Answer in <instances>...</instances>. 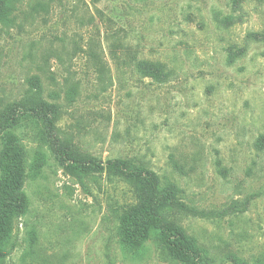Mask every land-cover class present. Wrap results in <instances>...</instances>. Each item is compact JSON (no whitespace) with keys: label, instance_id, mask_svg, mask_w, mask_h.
<instances>
[{"label":"rangeland","instance_id":"374dc122","mask_svg":"<svg viewBox=\"0 0 264 264\" xmlns=\"http://www.w3.org/2000/svg\"><path fill=\"white\" fill-rule=\"evenodd\" d=\"M41 1L15 0L14 21L0 19V110L35 97L34 76L60 104L55 130L27 119L0 135V155L26 174L29 206L11 223L15 247L0 264H179L153 241L140 257L121 249L115 215L135 200L133 188L103 171L66 170L54 148L68 144L175 180L190 209L171 218L219 264H240L231 254L264 264V151L255 147L264 134V38L247 42L264 34V0H243L230 26L219 18L233 12L231 0ZM246 42L229 64V49ZM139 58L175 74L142 76ZM14 150H23L19 163ZM10 205L1 195L0 207Z\"/></svg>","mask_w":264,"mask_h":264},{"label":"trees","instance_id":"16d2710c","mask_svg":"<svg viewBox=\"0 0 264 264\" xmlns=\"http://www.w3.org/2000/svg\"><path fill=\"white\" fill-rule=\"evenodd\" d=\"M243 0H231L233 12L219 18V21L230 26L241 20L238 13ZM42 5L45 1H41ZM15 8V0H0V19L14 21L11 17ZM264 34L250 32L247 42L261 41ZM247 42L244 46H232L228 53V63L233 64L247 52ZM139 74L163 82L170 80L174 74L169 64L160 60L139 58L135 62ZM37 94L18 102L9 103L0 110V135L19 127L23 121L31 119L43 122L55 130L59 118L60 104L46 100L43 95V85L38 76L28 80ZM71 100L74 99L76 88L71 86L67 91ZM255 147L264 151V134L259 135ZM59 155L62 166L69 172L82 174L88 172H105L109 177H116L129 184L135 192V200L121 208L115 215L117 240L121 249L134 257L143 255L148 241L165 250L170 258L179 264H219L218 259L201 245L197 238L187 233L186 229L171 218V212L189 211L190 207L181 199L182 188L170 177H163L154 169L132 163L130 160L115 158L106 162L97 161L87 154L81 153L71 144L54 148ZM17 163L23 158V150L13 151ZM65 157V158H64ZM173 170L186 173L183 165L170 158ZM217 164L221 167V161ZM38 165H41L40 162ZM0 197L9 193L11 205L0 207V261L10 254L14 247L13 223L15 218H21L29 211L27 195L24 190L26 174L14 169L6 153L0 155ZM236 263H245L236 254H231ZM10 264V263H6Z\"/></svg>","mask_w":264,"mask_h":264}]
</instances>
